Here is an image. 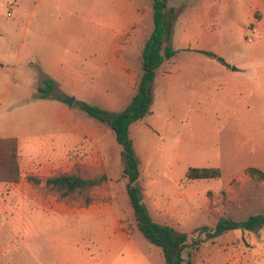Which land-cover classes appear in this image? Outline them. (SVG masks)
I'll return each instance as SVG.
<instances>
[{
  "label": "rangeland",
  "instance_id": "rangeland-1",
  "mask_svg": "<svg viewBox=\"0 0 264 264\" xmlns=\"http://www.w3.org/2000/svg\"><path fill=\"white\" fill-rule=\"evenodd\" d=\"M260 1L263 5L253 11L255 21L233 23L226 0H168L176 8L171 41L175 47H196L193 36L188 38L190 43L184 38L193 25L201 26L211 33L232 36L222 39L217 48L230 60L229 66L260 65V70L234 71L231 83L217 80L209 87L187 88L186 100L179 104L171 103L177 97L161 89L153 97L150 114L130 127L141 164L144 201L151 215L173 226L175 232H186L189 241L201 239L198 248L186 249L183 264H225L221 257L224 247L243 253L245 262L241 264H264V226L254 231L232 229L214 238L199 230L203 225L213 228L222 218L244 220L264 213V177L248 170L258 164L264 171V0ZM42 12L51 20L65 14L68 23L56 27L54 34H66L68 46L73 48L95 50L99 42H108L109 36L120 31L125 55L137 65V84L143 72L142 51L154 28L152 0H0V65L4 64L0 108L6 109L0 114V128L18 112L30 116L36 112L32 108L35 102L27 99L39 92L43 72L32 59L30 37ZM28 17L31 21L23 38ZM14 50L21 57L15 67ZM176 61L171 57L164 63ZM20 89L25 96L11 97ZM62 90L60 86L55 92ZM83 99L71 104L72 112L80 119L99 121L79 105V101H95ZM27 121L34 123L35 119ZM47 132L24 145L23 152L31 161L51 159L52 152L45 150L48 144L56 152L63 146L62 134ZM112 138L115 147H110L107 169L75 165L67 170L84 176L107 175L102 184L74 197L60 196L45 187L46 177L66 170H52L43 178L22 166L19 155L20 179L0 181V264H167L161 247L138 228L123 174L122 147L114 134ZM189 166H218L222 173L219 178L189 180L185 177ZM33 175L42 182L29 181ZM99 202H110L113 205L107 208L120 211L121 222L131 234L130 244L113 247L122 238L115 233L110 216L100 226L95 216L68 210ZM213 244L218 250L208 261L206 246Z\"/></svg>",
  "mask_w": 264,
  "mask_h": 264
},
{
  "label": "crops",
  "instance_id": "crops-1",
  "mask_svg": "<svg viewBox=\"0 0 264 264\" xmlns=\"http://www.w3.org/2000/svg\"><path fill=\"white\" fill-rule=\"evenodd\" d=\"M227 11L232 14V22L255 21L253 11L263 5L260 0H226ZM48 4H51L49 2ZM60 9L61 3H56ZM106 20L105 17H102ZM121 14L117 17L120 21ZM137 19V16H134ZM66 16L59 15L58 19L51 20L46 12H42L33 25V35L30 37L31 44L34 47L32 59L40 66L42 78L44 76L55 81L56 86L63 88L59 95L63 99L53 96L41 98L39 92L27 99L34 103V107L28 106V110L36 109L35 114L27 115L18 112L16 117L9 118L6 125L0 128V137H15L18 140L20 163L25 168L35 170L43 178L51 174L52 170H71L75 165L93 168L95 171L107 169L112 158L111 146L115 147L109 125L101 121H92L89 119H80L73 112L71 105L66 102V97L73 96L74 103L77 100L90 99L110 111H121L132 99L137 90V65L126 57L123 49V35L120 31L109 36L108 42L104 39L99 42L98 48L90 50L82 48L69 47L67 36L64 33L55 35L54 30L60 25L68 23ZM116 19V17H114ZM110 20V19H108ZM31 17L25 21L26 29L23 38L27 35L28 25ZM194 22H198L195 20ZM194 29L188 30L184 40L193 43L196 47L188 48L181 45L173 56L177 58L176 62L162 63L156 70L153 81V97L161 89H166L170 95H174V101L171 103L179 104L184 102L188 95L187 88L193 86L209 87L213 82L222 80L231 83L234 71L244 72L257 68L260 65H251V68L227 66L217 58L209 56L199 50H209L223 57L227 63L230 60L220 54L219 48L222 39L232 36L220 32H210L206 28L193 25ZM174 30V29H173ZM81 44V42H80ZM233 46V45H232ZM13 67L20 63L21 57L14 50ZM10 60L11 55L8 57ZM7 62V61H6ZM4 64L0 65V69ZM243 89V85H239ZM26 93L20 89L14 91L11 97H23ZM32 96V95H31ZM34 96L37 100H34ZM10 97V98H11ZM82 98V99H80ZM5 108H0V114H4ZM16 119V122H14ZM35 119L34 123L27 121ZM65 127V129H61ZM47 131H56L62 136L63 146L56 147L47 145L45 150L52 152L51 159H44L38 163L31 161L27 153L23 152L24 145L38 135L47 134ZM61 131V132H59ZM115 135V134H114ZM73 150V146L79 144ZM117 149V148H116ZM118 150V149H117ZM251 167H259L258 164H252ZM260 169V168H259ZM55 172V171H54ZM22 180V178H21ZM110 202L91 203L88 206L68 208L69 211H79L84 214L95 216L100 226L104 223V218L108 215L113 219V228L116 234L122 238L120 242L113 243V247H120L130 244L131 234L127 232L121 222L120 211L111 206ZM67 210V209H66ZM114 242V241H113ZM208 261H212L218 248L216 245H207ZM221 257L225 264H241L245 262V256L241 252H236L231 247H224L221 250ZM247 260V259H246Z\"/></svg>",
  "mask_w": 264,
  "mask_h": 264
},
{
  "label": "trees",
  "instance_id": "trees-1",
  "mask_svg": "<svg viewBox=\"0 0 264 264\" xmlns=\"http://www.w3.org/2000/svg\"><path fill=\"white\" fill-rule=\"evenodd\" d=\"M154 28L146 39L142 51L143 72L137 84V90L127 106L121 111H110L99 105L79 101L80 107L91 116L109 125L114 132L117 142L122 147L123 174L127 177L126 189L130 204L134 210L138 228L154 244L162 249L167 264H183L188 247H199L200 238L189 241L186 232H175L169 224L156 221L151 215L141 186V164L137 157L134 141L130 134L131 125L143 120L151 112L153 101V81L157 68L167 59L173 57L177 49L172 44L176 8L168 5V0H152ZM217 58L229 66L226 60L209 50H199ZM57 86L53 79L46 76L39 87V97L48 96L63 99V95L55 92ZM19 147L15 137H0V181H18L20 179ZM251 175L264 177V171L257 167L248 168ZM221 168L218 166H189L185 177L189 180L203 178H219ZM29 181L40 184V176H29ZM107 179L106 174L99 176H84L75 171H62L46 177L47 190L64 197H74L77 194L90 191ZM91 199H87L90 202ZM264 226V213L249 215L244 220L233 218L220 219L213 228L203 225L199 228L206 232L207 238H214L232 229L254 231Z\"/></svg>",
  "mask_w": 264,
  "mask_h": 264
},
{
  "label": "water",
  "instance_id": "water-1",
  "mask_svg": "<svg viewBox=\"0 0 264 264\" xmlns=\"http://www.w3.org/2000/svg\"><path fill=\"white\" fill-rule=\"evenodd\" d=\"M66 102L67 103H69L70 105L71 104H73L74 103V101H75V98L74 97H72V96H68V97H66Z\"/></svg>",
  "mask_w": 264,
  "mask_h": 264
},
{
  "label": "built area",
  "instance_id": "built-area-1",
  "mask_svg": "<svg viewBox=\"0 0 264 264\" xmlns=\"http://www.w3.org/2000/svg\"><path fill=\"white\" fill-rule=\"evenodd\" d=\"M11 13H10V11H8V15H10Z\"/></svg>",
  "mask_w": 264,
  "mask_h": 264
}]
</instances>
